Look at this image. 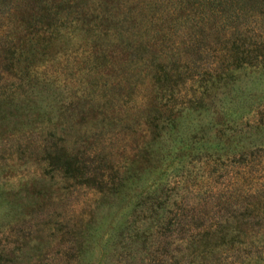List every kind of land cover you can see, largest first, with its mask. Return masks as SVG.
Segmentation results:
<instances>
[{
    "label": "rangeland",
    "instance_id": "1",
    "mask_svg": "<svg viewBox=\"0 0 264 264\" xmlns=\"http://www.w3.org/2000/svg\"><path fill=\"white\" fill-rule=\"evenodd\" d=\"M98 2L123 35L99 60L65 30L27 66L0 19V264H264V0H74ZM160 49L233 82L157 137L142 59Z\"/></svg>",
    "mask_w": 264,
    "mask_h": 264
},
{
    "label": "trees",
    "instance_id": "2",
    "mask_svg": "<svg viewBox=\"0 0 264 264\" xmlns=\"http://www.w3.org/2000/svg\"><path fill=\"white\" fill-rule=\"evenodd\" d=\"M20 2L19 0H0V3L7 6L6 13H4V9L0 10V19L4 16L8 19L14 14L8 26L9 29L1 35H23L11 47L15 50L16 56L21 58L22 62L27 66L32 62L30 57L33 55L31 52L34 50V46L54 42L53 40L58 35H65V33H62L65 30L70 35H74L80 42L89 46L90 50H92V60L93 58L99 60L101 56L104 57L109 46L107 44L104 45V42L114 41L115 43L118 42L114 43V47H119L120 44L122 46L123 35H121L122 30L119 26H116L117 19L108 9H100L99 5L101 6V4L99 2L97 5L91 6L90 9L78 8L74 0H51V2L57 3L53 7L46 3L45 0H27L23 9L15 7ZM218 4H220L219 0H210L209 10L211 8L216 9L219 6ZM63 11H67L66 13L70 16L62 18L61 13ZM209 14H215V11H209ZM49 18L53 21L48 22ZM111 23L115 24L114 29L108 27V24ZM39 25H44L45 27L40 29ZM149 43L152 44V37H150L149 42L144 39L138 40L132 51L136 53L141 46L146 50V48L150 47ZM179 44L189 47L194 45L190 38H185ZM177 45L178 43L173 44V46ZM125 47H122V49H125ZM167 54L170 53L167 51L163 52L162 49L153 50L151 59H142L145 66V76L149 83L148 93H150V98L148 104L151 105V119L157 137H160L167 129L174 128L175 122L182 118L183 115L187 116L192 112L207 111L212 102L217 100L218 95L224 94V91L233 82V77L226 73L227 70L221 72L216 69L215 65H209L208 63L206 67H200V65H195L194 61L187 59V57L179 65L180 57L178 52L174 53V56ZM216 54L220 53L217 52ZM92 60L91 64L88 65V72L86 69L85 73L94 72L90 71L95 67ZM147 61L149 64L145 65ZM187 82H191L193 88L190 89L191 94L182 103V107L167 108V98H170L169 96H172L173 93H178V87H184ZM102 96H104V93ZM163 99L164 102H161ZM112 105L113 101L111 99L108 100L107 107ZM259 125L263 126L264 123L259 122ZM229 131L232 132L229 127L224 130H215L213 137L214 139L218 138L227 142L226 133ZM232 133H235V131ZM208 134H210V130L207 127L203 128L200 130L199 140L204 139V141L208 142ZM193 136L190 138L191 140H193ZM217 143L218 141L216 143L214 141V144ZM203 233L204 231L200 230L195 233L201 245L205 244L206 239Z\"/></svg>",
    "mask_w": 264,
    "mask_h": 264
}]
</instances>
